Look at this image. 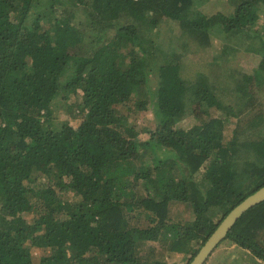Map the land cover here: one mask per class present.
<instances>
[{"label":"trees","instance_id":"1","mask_svg":"<svg viewBox=\"0 0 264 264\" xmlns=\"http://www.w3.org/2000/svg\"><path fill=\"white\" fill-rule=\"evenodd\" d=\"M208 1L0 0V264H170L165 251L190 263L264 186V100L243 113L249 95L262 96L264 33L249 49L258 66L234 88L244 98L237 114L206 77L182 75L181 54L144 34L173 20L207 48L213 30L247 40L264 10V0H227L232 11L207 14ZM79 92L80 123L57 121V98ZM148 105L151 130L127 122ZM187 114L194 122L178 126ZM234 114L258 130L228 146ZM175 203L191 208L186 224L173 218ZM263 235L264 201L225 240L264 261ZM33 248L43 250L38 262Z\"/></svg>","mask_w":264,"mask_h":264},{"label":"rangeland","instance_id":"2","mask_svg":"<svg viewBox=\"0 0 264 264\" xmlns=\"http://www.w3.org/2000/svg\"><path fill=\"white\" fill-rule=\"evenodd\" d=\"M233 8L227 0H210L201 7L202 11L207 14H213L218 11L228 13ZM78 14L79 18L84 19L83 10H80ZM44 26L45 28L49 27L50 23L44 21ZM147 28L144 34L152 39L156 38L159 40L165 51L169 53L174 51L181 54L180 58L183 64L182 75L186 79L194 82L201 76L206 77L211 85H215L216 92L224 100L225 104L234 106V113L237 114L238 107L236 106L239 102L242 103V99L244 98L237 97L234 88L239 79L245 74H252L260 62L261 56L249 51V49L255 44L254 42L259 40L256 39L255 41V39H252L256 31L264 33V10L260 15V20L249 31L252 36H249L247 40H244L242 36H227L226 33L213 30L212 43L207 48H200L196 42H191L190 37L185 34L184 30L176 21H163L159 28H150V26H147ZM260 91H262L260 99L257 96H248L247 101L250 102L251 107L249 106L248 110L243 113L253 110L252 107H255L257 110L263 109L260 105L264 100V88H261ZM81 96L82 93L79 92V94H70V97L64 100H61L60 97L57 98L59 109L56 112L55 119L57 121L65 120L74 125H78L80 123V117L77 115L78 103L81 100ZM121 111L127 115L129 113L128 109L125 110V107ZM228 111H230L229 106L225 110L213 112V115L224 116ZM239 115L236 116L234 114V116H228V119H226L224 141L228 146L234 142V139L242 142L251 134L254 136L257 133V119L253 120V126L249 121H247V124H242L241 121L248 120V118L242 119ZM194 119L192 114H187L179 122L178 126L188 128L194 122ZM127 122L137 125V128L140 130L147 128L148 131L155 126L156 118L151 106L148 105L146 109L129 115ZM147 131L141 133L142 138H147L145 134ZM40 181L45 182V177L39 176L35 180V183H40ZM63 197L71 198L72 195L63 194ZM171 213L173 218L182 222V224H186L193 217V212L187 204H173ZM25 217L28 220L32 219V216L29 214H25ZM262 243L264 244V235L262 236ZM161 249L160 251H163ZM41 254H43L42 249L33 248L35 262L39 261ZM162 255L170 264L189 263V255L182 252L165 251ZM206 264H264V261L254 256L248 250L233 244L229 240H225L214 250Z\"/></svg>","mask_w":264,"mask_h":264},{"label":"water","instance_id":"3","mask_svg":"<svg viewBox=\"0 0 264 264\" xmlns=\"http://www.w3.org/2000/svg\"><path fill=\"white\" fill-rule=\"evenodd\" d=\"M264 201V186L247 196L221 220L189 264H206L214 250L224 241L237 221L252 207Z\"/></svg>","mask_w":264,"mask_h":264}]
</instances>
